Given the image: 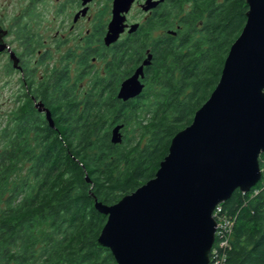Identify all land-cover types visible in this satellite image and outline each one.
Listing matches in <instances>:
<instances>
[{
	"label": "trees",
	"instance_id": "1",
	"mask_svg": "<svg viewBox=\"0 0 264 264\" xmlns=\"http://www.w3.org/2000/svg\"><path fill=\"white\" fill-rule=\"evenodd\" d=\"M196 4L188 23L196 29L203 22V29L183 34L179 44L167 42L146 70V88L133 100L117 99L121 78L140 62L133 53L115 55L114 90L94 86L82 98L73 86L60 88L70 82L63 74L37 83L35 70L27 69L16 128L4 132L0 151V264H117L98 242L107 216L97 210L96 199L114 205L155 177L173 138L192 124L217 87L247 23V0ZM38 103L50 112L53 128L38 113ZM134 123L143 129L134 146L128 139L111 143L115 126ZM24 159L28 172L13 179ZM259 162L258 184L236 190L221 204L230 235L216 237L211 262L264 264V153Z\"/></svg>",
	"mask_w": 264,
	"mask_h": 264
},
{
	"label": "water",
	"instance_id": "2",
	"mask_svg": "<svg viewBox=\"0 0 264 264\" xmlns=\"http://www.w3.org/2000/svg\"><path fill=\"white\" fill-rule=\"evenodd\" d=\"M133 2L114 1L107 46L123 33L121 14ZM247 3L246 26L230 48L217 87L192 124L173 138L155 177L111 206L94 196L97 210L107 216L98 242L112 252L117 264H210L216 207L236 190L250 191L262 178L264 0ZM150 64L146 59L121 83L118 100L127 102L142 94L144 67ZM41 106L36 108L47 113L53 128L50 112ZM123 129L124 125L113 128V145L122 144Z\"/></svg>",
	"mask_w": 264,
	"mask_h": 264
},
{
	"label": "flooded vegetation",
	"instance_id": "3",
	"mask_svg": "<svg viewBox=\"0 0 264 264\" xmlns=\"http://www.w3.org/2000/svg\"><path fill=\"white\" fill-rule=\"evenodd\" d=\"M27 1L22 8L13 5L15 11L20 10L12 18L5 12L0 14V36H3L2 42L8 47L0 58L8 57L11 67L21 75V81L27 69L34 65L39 74L45 75L48 71L52 81L56 80L55 73L63 74L66 82L70 80L69 84L72 83L71 72L76 75L74 81L89 72L94 75L102 72L103 75H97L87 91L94 86L114 90L115 55L133 53V58L140 59L132 76L146 59H150L152 64L167 42L179 44L183 34L192 33V36L193 32L204 27V23L200 22L196 29H191L188 23L196 13V0H134L129 10L121 14L125 26L123 33L115 43L107 46L105 39L114 19L115 0H47V7L43 6L44 0ZM41 25L46 26V39L44 34L36 31V27ZM9 38L17 44V51L10 46ZM11 52L19 60V69L14 68L15 58ZM97 63L102 64L98 69L95 66ZM151 64L144 67L141 82L145 88V74ZM39 67H44V70L40 72ZM130 76L121 78L119 88ZM66 87L70 85L60 86L61 89ZM38 113L46 119L45 112Z\"/></svg>",
	"mask_w": 264,
	"mask_h": 264
},
{
	"label": "rangeland",
	"instance_id": "4",
	"mask_svg": "<svg viewBox=\"0 0 264 264\" xmlns=\"http://www.w3.org/2000/svg\"><path fill=\"white\" fill-rule=\"evenodd\" d=\"M26 1L0 0V14L2 15V13L5 12L6 15H9V17L12 18L20 10L19 9L18 11H15L14 7L20 6L22 8ZM10 4H12V7ZM47 5H48V1L44 0L43 6L47 7ZM45 27L46 26L44 25H41L40 27L39 26L36 27V31L38 33H40L41 35L44 34V39H46L45 35L47 36V32L44 33ZM8 42L10 43V46L12 47V49L16 51L18 50L17 44L14 43L11 38L8 39ZM39 47H42V46H39ZM30 60H31V56H30ZM106 60H103V62H106ZM16 62L18 63V59ZM10 64L11 63L8 60V57L0 58V151L5 147V142L3 139L4 132L11 133L13 132V129L15 130L16 128L14 112L19 105V97L23 94V91H25L24 86L21 82V75L18 72H15ZM95 66L98 69L100 68V66H102V64L97 63V65ZM31 68L35 70V74L37 75V79H38L37 83L40 81L46 80L47 76H50L48 71L45 73V75L39 74L38 69L36 71L37 66L35 65L34 67H31ZM39 69L41 72L42 70H44V67H39ZM97 75L102 76L103 74L102 72H99L94 75L92 72H89L86 76H83L79 78L77 81H74L73 78L76 75L75 73L71 72L70 77H72V83L69 84L68 82L67 85L73 86L76 92L75 95L81 96L82 98L85 92L89 90L90 87L92 86L94 79L97 78ZM152 102H155L154 98H152ZM40 109L44 110V107L41 106ZM148 109L149 108L146 107L143 110V114H145ZM142 130L143 129L139 125H137V123L127 126L123 131V136H124L123 142L125 141V139H128V144L131 146H134L139 141V138L142 134ZM107 131H110L109 128ZM29 164H30L29 161L27 159H24L21 164V171H20L21 173L16 174L13 177V179L19 180L20 178L24 177L26 173L28 172ZM4 208H5V205L1 204L0 212H1V209H4ZM2 248L3 246H1L0 250H2ZM15 250H17V248H15Z\"/></svg>",
	"mask_w": 264,
	"mask_h": 264
},
{
	"label": "built area",
	"instance_id": "5",
	"mask_svg": "<svg viewBox=\"0 0 264 264\" xmlns=\"http://www.w3.org/2000/svg\"><path fill=\"white\" fill-rule=\"evenodd\" d=\"M221 214H222V208L218 206L213 214V217L217 220L216 235L218 234L217 236L223 237L224 234H227V236H229L231 229L230 222L227 221L225 218H222ZM224 244L226 245L227 241L221 242L222 246ZM210 264H218V263L210 262Z\"/></svg>",
	"mask_w": 264,
	"mask_h": 264
},
{
	"label": "bare ground",
	"instance_id": "6",
	"mask_svg": "<svg viewBox=\"0 0 264 264\" xmlns=\"http://www.w3.org/2000/svg\"><path fill=\"white\" fill-rule=\"evenodd\" d=\"M249 12V11H248ZM247 12V13H248ZM242 33V32H241ZM241 35V34H240ZM237 40V39H236ZM235 43V42H234ZM4 51V49H2V48H0V53L1 52H3ZM12 57L14 58V56L12 55ZM14 61H15V59H14ZM46 120L48 121V115H47V113H46ZM49 122V121H48Z\"/></svg>",
	"mask_w": 264,
	"mask_h": 264
},
{
	"label": "clouds",
	"instance_id": "7",
	"mask_svg": "<svg viewBox=\"0 0 264 264\" xmlns=\"http://www.w3.org/2000/svg\"><path fill=\"white\" fill-rule=\"evenodd\" d=\"M112 130H113V129H112ZM121 132H122V135H123V130H122ZM111 133H112V132H111ZM218 206L221 207V204H219ZM218 206H217V207H218ZM217 207H216V208H217ZM214 219H215V218H214ZM215 220H216V219H215ZM216 223H217V220H216ZM216 227H217V225H216ZM215 237H216V233H215ZM210 262H211V257H210Z\"/></svg>",
	"mask_w": 264,
	"mask_h": 264
}]
</instances>
